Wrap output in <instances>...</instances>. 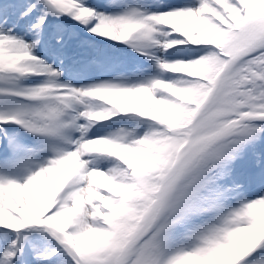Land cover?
<instances>
[{"label": "snow or ice", "instance_id": "obj_1", "mask_svg": "<svg viewBox=\"0 0 264 264\" xmlns=\"http://www.w3.org/2000/svg\"><path fill=\"white\" fill-rule=\"evenodd\" d=\"M0 264H264V0H0Z\"/></svg>", "mask_w": 264, "mask_h": 264}]
</instances>
